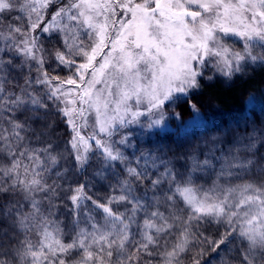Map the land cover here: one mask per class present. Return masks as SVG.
<instances>
[{"label":"snow or ice","instance_id":"obj_1","mask_svg":"<svg viewBox=\"0 0 264 264\" xmlns=\"http://www.w3.org/2000/svg\"><path fill=\"white\" fill-rule=\"evenodd\" d=\"M260 68L264 0H0V264H264V120L193 102Z\"/></svg>","mask_w":264,"mask_h":264},{"label":"trees","instance_id":"obj_2","mask_svg":"<svg viewBox=\"0 0 264 264\" xmlns=\"http://www.w3.org/2000/svg\"><path fill=\"white\" fill-rule=\"evenodd\" d=\"M66 75L67 70L60 73ZM249 95H255L258 102L255 106H246ZM193 102L201 107V112L205 121H207V135L216 134V129L224 127H235L236 122L244 124V117H250L258 121L264 120V68H260L250 73L244 79H237L235 83H228L217 80L211 85L204 87L203 91L194 96ZM182 112V117L186 121L190 118L191 113L186 110V106L177 109ZM255 113L253 116L252 113ZM176 122H172L173 128ZM139 133L140 129H134ZM201 135V133H197ZM139 139V137H137ZM155 140L156 137L144 136V140ZM165 144H171V138L163 141ZM145 147V144H141ZM130 151V150H129ZM103 191V190H102Z\"/></svg>","mask_w":264,"mask_h":264},{"label":"rangeland","instance_id":"obj_3","mask_svg":"<svg viewBox=\"0 0 264 264\" xmlns=\"http://www.w3.org/2000/svg\"><path fill=\"white\" fill-rule=\"evenodd\" d=\"M257 102H258V98H257ZM187 121V120H186ZM136 129H138V128H136Z\"/></svg>","mask_w":264,"mask_h":264}]
</instances>
